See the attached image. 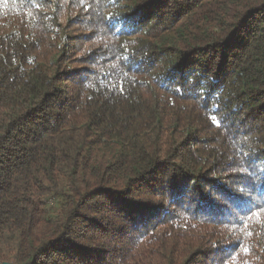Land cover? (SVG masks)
Segmentation results:
<instances>
[{
	"label": "trees",
	"instance_id": "trees-1",
	"mask_svg": "<svg viewBox=\"0 0 264 264\" xmlns=\"http://www.w3.org/2000/svg\"><path fill=\"white\" fill-rule=\"evenodd\" d=\"M264 264V0H0V264Z\"/></svg>",
	"mask_w": 264,
	"mask_h": 264
},
{
	"label": "water",
	"instance_id": "water-1",
	"mask_svg": "<svg viewBox=\"0 0 264 264\" xmlns=\"http://www.w3.org/2000/svg\"><path fill=\"white\" fill-rule=\"evenodd\" d=\"M2 264H12V263H9V262H4V263H2Z\"/></svg>",
	"mask_w": 264,
	"mask_h": 264
}]
</instances>
